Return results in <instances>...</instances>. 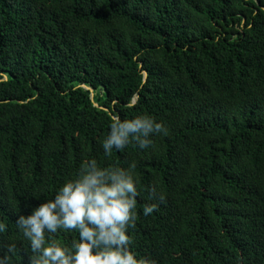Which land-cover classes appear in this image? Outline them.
Wrapping results in <instances>:
<instances>
[{"label":"trees","instance_id":"16d2710c","mask_svg":"<svg viewBox=\"0 0 264 264\" xmlns=\"http://www.w3.org/2000/svg\"><path fill=\"white\" fill-rule=\"evenodd\" d=\"M141 113L167 136L105 158L111 117ZM89 157L136 161L140 255L264 264V0H0V255L14 243L11 264L32 255L16 216ZM146 203L158 207L145 217Z\"/></svg>","mask_w":264,"mask_h":264},{"label":"clouds","instance_id":"9594fccd","mask_svg":"<svg viewBox=\"0 0 264 264\" xmlns=\"http://www.w3.org/2000/svg\"><path fill=\"white\" fill-rule=\"evenodd\" d=\"M109 131L100 140L105 158L129 145L146 149L152 137L167 136L168 128L149 114L121 119L112 116ZM135 160L104 166L95 158L82 160L75 175L55 189L50 198L28 204L26 214L14 221L19 236L27 242L32 255L29 264H157L149 255H140L132 247L131 231L137 221V197L141 181ZM149 199L164 200L155 188ZM156 203H146L143 216L157 210ZM5 225L0 224V233ZM74 232L71 244L54 239L58 233ZM15 244L9 243L0 264H11Z\"/></svg>","mask_w":264,"mask_h":264},{"label":"water","instance_id":"95a60500","mask_svg":"<svg viewBox=\"0 0 264 264\" xmlns=\"http://www.w3.org/2000/svg\"><path fill=\"white\" fill-rule=\"evenodd\" d=\"M145 76H146V74H145Z\"/></svg>","mask_w":264,"mask_h":264}]
</instances>
